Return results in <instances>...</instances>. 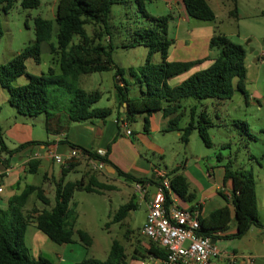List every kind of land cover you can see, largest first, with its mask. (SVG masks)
Here are the masks:
<instances>
[{
	"label": "trees",
	"instance_id": "obj_1",
	"mask_svg": "<svg viewBox=\"0 0 264 264\" xmlns=\"http://www.w3.org/2000/svg\"><path fill=\"white\" fill-rule=\"evenodd\" d=\"M15 0H0V14H6ZM127 0H58L55 20H45L39 17L33 19L34 41L15 54L5 64L0 65V87L8 93V103L20 116L33 118L39 115L44 117V128L50 135L66 132L69 125L83 123L95 119L104 120L111 114L108 108H95L93 105L99 101L101 95L98 91L85 92L78 87L79 76L115 70L114 79L118 84L114 89L119 98V106L126 105L125 119L133 122L138 115H144V131L147 132L148 116L162 111L163 116L170 118L164 132H178L180 141L188 143L190 134L196 130L203 145L212 146L207 129L211 122L204 110L196 114V107L189 109V121L183 128L178 126L181 114L178 113L180 101L192 99L196 103L210 100L220 104L229 100L234 91H239L245 102L248 95L245 90V58L246 49L239 44L231 42L222 34H213L208 47L216 55L209 66L204 70L195 72L182 83L175 87L168 85V80L187 72L196 62H167L168 49L173 41L167 37L168 22L171 16L152 17L144 9L146 0H133L141 14L153 22V26L134 32V42L130 47L143 46L147 53L144 65L139 67L138 75L129 71L133 85L139 89V95L131 98L128 96L130 83L124 78V71L115 69L112 60L111 47L98 43L102 33L88 36L84 27L89 24L103 26L106 29L108 16L116 2ZM182 5L190 18L209 22L214 20V13L206 0H181ZM235 2V0H233ZM23 9H32L39 6V0H23ZM56 26L55 44L51 43L52 31ZM105 33H107L105 31ZM3 36L0 21V39ZM76 37L77 42L70 44ZM48 44L49 53L56 60L59 73L56 74L49 68L47 73L30 75L26 72L25 61L31 59L40 63L41 44ZM160 55V62L154 63L153 56ZM24 76L26 83L22 86H13L12 83ZM166 107L163 108V104ZM235 127L244 135L251 137L249 128L245 123L234 122ZM28 144L20 145V150ZM71 148H75L72 146ZM78 149V148H77ZM0 150H5L3 135L0 129ZM89 159L112 166L118 177L129 183L144 187L146 184L159 185V181L150 178L138 179L114 167L107 159L109 147L104 156L94 152L80 149ZM11 153V152H10ZM221 160V157H217ZM36 162L30 165L35 166ZM73 168V164L62 168L66 173ZM179 168L175 167L167 174L171 192L180 200L191 203L194 196L189 191V184ZM224 182L230 181L229 204L233 215H230L227 206L213 211L208 218L199 219L200 229L198 234L211 240L240 239L254 226L264 228L258 220L256 209V196L252 170L232 169L231 162L224 165ZM106 185L95 179L87 183L83 179L64 185L57 184L54 192V205L47 210L49 205L43 191L34 186H27L19 195L8 199L6 209H0V264H46L43 259L34 261L29 258L24 247V232L26 226L33 218L36 228L48 239L56 244H69L77 241L88 249L92 240L83 231L73 229L72 211L69 208L71 198L76 191L87 193H100ZM35 193L36 199L44 206L40 211L24 212L30 194ZM170 203L166 193V205ZM192 206V210H193ZM135 206L132 201L120 206L112 217L113 223L123 221ZM232 223L235 233L232 236L216 235L224 232L228 224ZM161 259L166 254L161 249ZM125 248L113 240L110 250L104 260L83 258L75 264H127Z\"/></svg>",
	"mask_w": 264,
	"mask_h": 264
},
{
	"label": "rangeland",
	"instance_id": "obj_2",
	"mask_svg": "<svg viewBox=\"0 0 264 264\" xmlns=\"http://www.w3.org/2000/svg\"><path fill=\"white\" fill-rule=\"evenodd\" d=\"M23 0H15L12 7L6 14H0V21L3 36L0 39V65L10 61L15 54L25 47L31 45L34 41V25L33 19L36 17L45 20H55L56 8L58 0H39V6L32 9H23L21 2ZM208 6L214 13V20L209 22L195 20L190 18V23H180L177 20L168 22V38L174 40L189 38V32L193 35L201 33L204 27H211L214 34H222L231 42L242 45L247 49L257 51L263 50L262 58L251 64L246 70L245 89L248 99L245 102L243 95L235 90L229 100H224L216 105L210 100L204 101L208 105L205 111L211 122V127L207 129L208 136L212 146L207 148L199 139L196 130L193 131L189 138L188 144H183L180 137L177 138L176 132L169 133L167 146L161 155L149 158L160 168L166 166L171 169L176 164L184 163L187 159L193 162V158H199L200 166H220L231 162L232 169L252 170L255 189L257 196V213L260 218H264V17L258 12V8L264 10V0H206ZM168 3L164 0L145 1L144 9L152 17H164L172 14L168 11ZM176 14V11H174ZM153 26V22L145 18L138 9L133 0L124 2H116L108 16L106 29L103 26L89 24L84 27L88 36L92 37L94 33L101 31L102 35L99 40L94 43H100L110 46L112 49V60L115 69L123 70L124 78L130 83L128 96L131 98L139 95V89L133 85L129 71L138 75L139 67L144 65L146 49L143 46L130 47L134 42V32ZM201 32H199L198 30ZM105 31L107 33H105ZM56 26L52 31L51 43L55 44ZM77 38L74 37L70 44L76 43ZM249 54V53H248ZM256 59V57H253ZM153 62H160V55L153 56ZM26 72L30 75H40L47 73L51 68L56 74L59 73V67L56 60L49 53L48 44H41L40 63L36 64L31 59L25 61ZM115 70L91 73L79 76L78 87L85 92L98 91L101 95L98 102L93 107L108 108L111 111L114 101V79ZM26 83L24 76L18 77L13 86H22ZM4 91V92H3ZM6 90L0 87V107L9 108L8 103H4L2 97L5 96ZM205 109V106L203 107ZM200 110L197 108L196 114ZM115 112L113 117L115 118ZM42 117L43 115H39ZM189 121V110L186 115L180 118L178 126L183 128ZM245 123L250 132L248 137L242 134L236 127L234 122ZM26 123V122H25ZM38 126V122H35ZM132 128H136L134 123ZM133 129V130H134ZM35 134H40L38 129L34 130ZM164 139V140H165ZM172 139V141H171ZM218 156L221 160H218ZM79 164L78 162L76 163ZM55 169H59L58 164L53 165ZM86 176L84 182H88V175H98L99 183L106 185V188L100 193H87L84 191L74 192L69 208L72 211L73 229L80 230L89 235L93 241V245L85 249L86 258H94L96 260H104L110 250L113 240H116L125 246L128 255L132 254V244L137 239L145 238L141 233V228L146 218V208L143 202H140L137 209L129 212L128 216L120 223H113L112 217L118 208L126 204L130 200L133 192L132 184L124 182V180L114 177L108 180L100 172L95 173L90 165L76 167L74 171L67 173L68 179L82 178L84 172ZM47 188V187H46ZM48 191V189H47ZM50 205L46 206L49 210L54 205V189L46 193ZM40 207H44L38 202ZM254 229L246 234L242 239H235L231 248L235 252V256L239 258L254 257L256 254L264 255V245L254 234ZM264 237V234H263ZM74 239L77 240L76 235ZM227 241V240H226ZM224 241L226 245L231 243ZM258 264H264L258 260ZM145 264H154L146 261ZM232 264V263H230Z\"/></svg>",
	"mask_w": 264,
	"mask_h": 264
},
{
	"label": "crops",
	"instance_id": "obj_3",
	"mask_svg": "<svg viewBox=\"0 0 264 264\" xmlns=\"http://www.w3.org/2000/svg\"><path fill=\"white\" fill-rule=\"evenodd\" d=\"M164 1L168 3V11L172 13L169 15L171 16V20H177L180 23H190V17L186 13L181 0ZM238 1L239 0H235V2ZM174 11H176V14ZM258 12L264 17V10L258 8ZM200 30L198 31L202 32L197 35H193L190 31V36L187 39L176 38L172 40L173 44L168 49L166 61L196 62V64L187 72L169 79V86L175 87L195 72L204 70L215 57V51L210 50L208 47L209 40L214 32L211 27H204V30ZM257 52L256 59H253V56L249 55L248 52L246 53V70L251 64L257 62V58H262L263 50L258 49ZM116 84H118L117 81ZM114 92L113 110L107 118L104 120L95 119L83 123L70 124L66 132L58 135H50L46 132L44 128V117L40 119L42 117L37 116L28 118L20 116L10 105L9 108L6 109V113H4L5 108L0 107V129L5 145V150H0V209H6L8 199L12 196L19 195L27 186L40 188L43 191V195L46 197V193L51 191V187H53L55 192L57 184L64 185L66 183L79 181L76 178L73 180L68 179V172L74 171L76 167H80V165L83 166L84 164H88L92 168L91 161L87 158L80 157L71 163L73 164L72 169L68 170L66 173H62V168L64 167L59 166V169H55L52 155L64 157L72 146L78 149L91 151H106L109 147L107 159L110 163L134 178H150L154 181H159L161 176L166 177L172 169L175 167L179 168V172L183 174L189 184V191L193 194L194 199L191 203H187L177 197V204L179 207L189 210H192L191 208L194 206L193 210L199 213V219L208 218L213 211L223 208L224 206L228 207L230 215L232 216L233 211L228 202L231 182H224V164L220 166H200L199 158H193V162H189L185 159L184 163L176 164V166L171 169H168L166 166H164V169L160 168L158 165L156 166L149 158V155H161L165 151L167 147L165 141L169 140L165 138H168L171 132H164V129L168 120L175 115L166 118L163 116L162 111L151 114L147 118L148 130L146 132L143 127L144 115H138L133 122H128L124 116L126 105L123 103L119 106V98L115 89ZM3 94H5V96L2 97L3 102L8 103L7 91ZM179 104L180 108L178 109V113L181 114V117L185 116L186 111L193 106L196 107V112L197 108H199L200 111H206L208 109V105L205 104L204 101L196 103L192 99H184L180 101ZM204 106L205 109H203ZM165 107L166 104L164 103L163 108ZM114 112L116 115L115 118L110 119V117H113ZM35 122H38V126L35 125ZM133 123L136 127L135 129L132 128ZM35 129H38L40 134H35ZM126 131H129L131 134L126 135ZM176 133L177 135L175 136L179 138L180 134L178 132ZM23 144L28 145L20 150H16ZM31 162H36L35 166L30 165ZM77 162L79 163L78 165L76 164ZM94 172H100L109 181L117 176L112 166L104 164L102 171L94 169ZM85 176L86 171L80 179L84 180ZM97 178L102 177H99L97 174L88 175V181L92 179L97 181ZM118 178L124 180L121 177ZM124 182L127 181L124 180ZM131 184L133 192L129 201H132L135 209H137L140 202H143L147 215V204L156 191L157 185L146 184L144 187H141L133 183ZM140 190L145 191V195H143ZM256 194L257 192L255 189V196ZM38 202L36 194H30L24 207V212L30 213L32 210H42L44 207H40ZM48 203L50 205L49 200ZM258 220L264 225V218L262 220L258 215ZM252 228H255L253 231L254 234L264 245V228L252 226L246 234L250 233ZM234 233V225L229 223L224 232H217L216 235H220V237L232 236ZM246 234L244 236H246ZM226 240L231 243L227 245L222 243ZM234 240L235 239L214 240V244L224 253V256L211 260L208 264H246V258L235 256V252L231 248ZM73 241L74 242L69 244H56L52 242L36 228L33 218L26 226L24 232V247L29 258L34 261L43 259L47 262L46 264H75L85 258L86 251L84 247L76 239ZM92 245L93 241L91 246ZM131 251L132 254L129 256L128 251L125 249L127 264H145L146 261L154 264H161V248L151 243L146 238L142 237V240L137 239L136 243L132 244ZM229 255H234L235 259L230 260L228 257ZM258 260L263 262L264 255L256 254L251 258V264H258Z\"/></svg>",
	"mask_w": 264,
	"mask_h": 264
},
{
	"label": "built area",
	"instance_id": "obj_4",
	"mask_svg": "<svg viewBox=\"0 0 264 264\" xmlns=\"http://www.w3.org/2000/svg\"><path fill=\"white\" fill-rule=\"evenodd\" d=\"M126 131V135H130ZM98 156H104V150H86ZM80 157L91 161L92 168L103 170V164L89 159L82 150L70 148L64 157L52 155L55 164L67 167ZM1 191V190H0ZM143 195L145 191L140 190ZM166 193L170 203L166 205ZM199 213L195 210L184 209L178 206L177 197L171 192L167 177H160L152 198L147 204V215L141 228L142 235L151 243L164 250L166 256L161 264H208L211 260L224 256L211 239L200 236ZM234 260V255L228 256ZM246 264H251V258H246Z\"/></svg>",
	"mask_w": 264,
	"mask_h": 264
},
{
	"label": "water",
	"instance_id": "obj_5",
	"mask_svg": "<svg viewBox=\"0 0 264 264\" xmlns=\"http://www.w3.org/2000/svg\"><path fill=\"white\" fill-rule=\"evenodd\" d=\"M248 53H249V55H251V56H253V57H256L257 54H258L257 51H253L252 49H249V50H248ZM211 243L214 244L215 241L212 239V240H211Z\"/></svg>",
	"mask_w": 264,
	"mask_h": 264
}]
</instances>
